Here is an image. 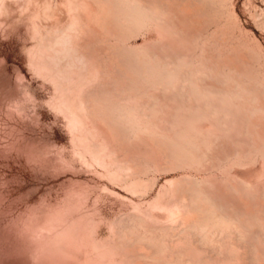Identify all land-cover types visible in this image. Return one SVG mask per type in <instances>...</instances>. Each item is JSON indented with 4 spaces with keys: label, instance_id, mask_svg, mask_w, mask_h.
<instances>
[{
    "label": "rangeland",
    "instance_id": "1",
    "mask_svg": "<svg viewBox=\"0 0 264 264\" xmlns=\"http://www.w3.org/2000/svg\"><path fill=\"white\" fill-rule=\"evenodd\" d=\"M72 1L0 4V264H264V0H87L51 66Z\"/></svg>",
    "mask_w": 264,
    "mask_h": 264
},
{
    "label": "bare ground",
    "instance_id": "2",
    "mask_svg": "<svg viewBox=\"0 0 264 264\" xmlns=\"http://www.w3.org/2000/svg\"><path fill=\"white\" fill-rule=\"evenodd\" d=\"M5 0H0V4L2 2H4ZM9 1V0H8ZM16 2H20L21 0H15ZM28 1V0H27ZM30 1V0H29ZM187 2V1H186ZM3 4V3H2ZM17 4V3H16ZM31 4V3H30ZM19 5V4H18ZM22 5V4H21ZM187 6V9L188 11L190 10V13L194 15L195 12L198 11V13L202 12V2H198V4H194L193 3V6H191L190 2H187L185 4ZM21 8H25L24 5H22ZM27 9V8H26ZM4 10V8H3ZM8 10H11V9H8ZM40 10V9H39ZM95 10V9H94ZM69 19L67 20V23L64 25H68V24H73L75 29L78 28L81 24L83 23H86L89 21V19H91L92 15H93V8L91 6V4L87 1V0H73L70 4V11H69ZM186 17V16H185ZM188 17V16H187ZM33 19L35 20L36 24L38 25V28L40 29V38L41 40L39 41L38 45L40 46V51L41 53H45V57L47 59V61L50 63V65L52 66L53 63H51V60L54 59L55 61H63V58L60 56V55H57V53L60 51V49L58 48H54L52 46V43H51V40H50V34L53 32V31H56L58 29L61 28V26L57 29H47L43 30V26L39 24V16L35 14V16L33 17ZM53 22V21H52ZM185 22L187 24V19H185ZM187 26H191V23H189V25ZM49 27H52L54 28L53 25L49 26ZM81 27V26H80ZM193 27V26H192ZM40 54V53H39ZM47 54V55H46ZM44 55V54H43ZM83 60V59H79V62ZM48 63V64H49ZM60 63V62H59ZM78 66V64H76ZM76 65H73V64H70V66L68 65V68L69 67H72L73 66L75 67ZM85 65V68L87 67L86 64H80L79 67H82ZM90 70V68H89ZM89 70L88 72H85V71H80L79 72V78L80 80H78L76 77H73V74L74 72H70V73H65V72H61L60 76V80L62 82H66V90L69 92V96L71 95H74L75 94V88H78V87H83L84 85H89L92 81H93V74H89ZM99 73V72H98ZM208 77V76H207ZM207 77L205 79H207ZM95 79V78H94ZM201 80V79H200ZM210 80V79H208ZM207 80V81H208ZM214 81V80H213ZM209 82V81H208ZM207 82V83H208ZM205 83V82H204ZM206 83V84H207ZM205 84V85H206ZM213 84V85H212ZM212 84H207V86L209 85V88H213L214 90H218V91H221V89H219L218 87H216L214 85V83ZM83 85V86H82ZM212 85V86H211ZM80 89V88H78ZM77 95V94H76ZM78 96H80V94H78ZM62 105L68 110V112L74 117V118H79L80 115L83 113L82 111V108H83V105L81 104H76L74 102H72L70 100V98H67V101H63L62 102ZM91 130V129H90ZM92 131V130H91ZM96 131V130H95ZM95 131H94V134H95ZM84 132V131H83ZM103 147V146H102ZM90 148V147H89ZM97 149V148H96ZM98 154V153H97ZM96 154V155H97ZM141 154V153H140ZM155 159V158H154ZM160 159V158H159ZM211 196H212V202H214V204L212 205V211L215 212V213H222V214H226V212L230 213V211H232V208L230 206V202H224L222 201L219 197H217L216 193H212L211 192ZM218 198V199H216ZM182 202L185 203V200H183ZM177 204V203H176ZM178 207H177V211H178V208L181 207V204L178 203ZM186 206H183L182 204V207L181 208H184ZM191 208V206L189 207ZM193 209V208H192ZM195 212V211H194ZM193 213H191L190 211H188V208L186 210H182V209H179V212L178 213H175L172 221L174 222H181L183 224H188L191 220H193ZM248 227V226H247ZM249 229V228H248ZM251 236V235H250ZM260 242V240H259ZM251 243L252 244H256V235L254 237V239H251ZM255 247V246H254ZM258 246H256V251H255V257L257 260H259L260 262H262L264 260V253L261 251V250H258L257 249ZM263 249V248H262ZM264 250V249H263ZM185 251V250H184ZM188 251V250H187ZM251 252V251H250ZM253 253V252H252ZM251 254V253H249ZM240 256V255H239ZM241 257H238V260H237V264H244L243 263V260ZM205 264H208V263H205ZM211 264V263H209Z\"/></svg>",
    "mask_w": 264,
    "mask_h": 264
},
{
    "label": "clouds",
    "instance_id": "3",
    "mask_svg": "<svg viewBox=\"0 0 264 264\" xmlns=\"http://www.w3.org/2000/svg\"><path fill=\"white\" fill-rule=\"evenodd\" d=\"M38 8H50V5L47 2L37 5ZM44 18V17H42ZM31 30V21H28ZM2 35V33H0ZM50 40L52 46L58 49H74L75 41H76V30L73 24H68L66 26L61 27L60 29L53 31L50 34ZM24 110L35 113L36 100L28 95L24 94L23 98L19 101H16ZM31 106V107H30Z\"/></svg>",
    "mask_w": 264,
    "mask_h": 264
}]
</instances>
